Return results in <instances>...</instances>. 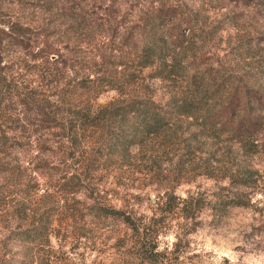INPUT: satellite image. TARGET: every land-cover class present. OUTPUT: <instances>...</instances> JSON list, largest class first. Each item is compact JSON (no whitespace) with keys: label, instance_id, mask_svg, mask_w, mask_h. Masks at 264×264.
Segmentation results:
<instances>
[{"label":"rangeland","instance_id":"1","mask_svg":"<svg viewBox=\"0 0 264 264\" xmlns=\"http://www.w3.org/2000/svg\"><path fill=\"white\" fill-rule=\"evenodd\" d=\"M157 8L173 9L180 22L184 44L171 51H184L182 74L165 77L156 65H139L142 19ZM173 20L162 28L166 37ZM0 23L24 29L21 44L0 33L6 79L0 92V264H26L19 262L26 252L33 257L27 264H84L81 248L100 256L114 249L108 264H177L187 241L176 245L171 260L154 252L170 221H191L180 225L189 236L204 227L225 228L249 209L258 215L243 237L253 244L250 251L261 249L254 238L264 236V209L251 197L264 186V125L247 149L194 117H176L167 132L120 157L106 155L101 129L76 130L74 113L131 98L163 104L185 97L196 74L242 79L264 93V0H0ZM226 89L219 91L221 100ZM225 179L228 187L220 183ZM206 180L217 190L204 188ZM194 183L204 188L197 196L175 194ZM22 202L32 215L38 209L49 215L44 246L9 240L20 223L13 207ZM146 204L152 217L140 212ZM93 205L124 218L103 224L92 216ZM207 215L212 219H201Z\"/></svg>","mask_w":264,"mask_h":264},{"label":"trees","instance_id":"2","mask_svg":"<svg viewBox=\"0 0 264 264\" xmlns=\"http://www.w3.org/2000/svg\"><path fill=\"white\" fill-rule=\"evenodd\" d=\"M175 19L173 9L157 8L142 19L140 26L143 40L137 53L139 65H156L165 77L182 74L180 63L184 51H171L173 48L181 49L185 40L180 22L175 23ZM172 20V32L166 37L162 28ZM0 24V33L17 36L14 38L21 44L18 38L23 35V28L15 24ZM185 26L189 31L192 29L190 23ZM191 81L192 91L187 96L163 104L139 97L109 108H83L74 113V127L76 130L101 129V144H104L106 155L124 157L146 137L167 132L174 118L186 116L194 117L207 129L226 133L243 148L250 149L264 125V93L248 86L242 79L231 77L210 81L196 74ZM5 84L0 67V92ZM221 88H227V95L222 100L218 96ZM91 208H94L92 216L101 218L103 224L104 219L124 218L118 210L95 205ZM13 209L12 218L20 219V223H17L16 230L10 231L9 240L28 247L47 244L51 227L49 215L39 209L32 215L31 206L23 202ZM22 256L24 258L19 260L20 263L33 262L31 252L22 253Z\"/></svg>","mask_w":264,"mask_h":264},{"label":"clouds","instance_id":"3","mask_svg":"<svg viewBox=\"0 0 264 264\" xmlns=\"http://www.w3.org/2000/svg\"><path fill=\"white\" fill-rule=\"evenodd\" d=\"M199 182L200 181H197V183ZM215 183L216 182L213 180H206L204 181V188L215 191L217 190L213 188ZM220 183L222 186L228 187L230 181L225 179ZM204 188L197 189L195 183L183 184L176 190L175 194L180 197L181 200H187L189 195L197 196L198 192L203 191ZM165 191H167V189L161 190L159 195L163 197ZM151 196L152 205L155 207L157 201L156 192L151 191ZM251 203L264 209V186L251 197ZM181 207H183V204H181ZM140 212H143L147 217H152L153 215V212L148 210L147 204L140 209ZM159 215L160 213H156L157 218ZM255 215L258 214L249 209L244 215L232 220L225 228L213 230L204 227L203 229H197L196 234L189 236L183 235L184 228L180 225H187L190 227L191 221H184L183 219L170 221L171 227L157 235V247L154 249V252L157 254L165 253L169 260H171L176 245L182 241H187L189 247L182 250L177 264H180V262H182V264H225V262H227V264H264V236L254 238L261 244V249L258 252L250 251L253 248V244L251 242L246 243L243 237L244 232L251 231L248 225L254 222L252 217ZM201 219L211 220L212 216L207 215L201 217ZM149 222L148 219L144 221L145 224ZM97 243L98 246H100L99 242ZM107 244L108 246L115 244V239L109 240ZM130 246V244L127 245V247ZM79 251L85 253L84 264H93V260H105V264H108L115 250L113 249L112 252H109L106 256H100L98 252L94 251L88 252L84 248H81ZM69 255L72 256L73 259L77 258L71 253H69ZM196 256L199 258H194L192 260L188 259L189 257ZM164 264H168V261H165Z\"/></svg>","mask_w":264,"mask_h":264}]
</instances>
